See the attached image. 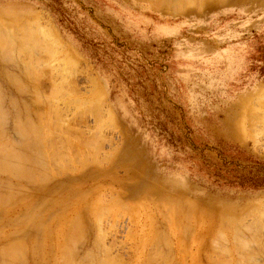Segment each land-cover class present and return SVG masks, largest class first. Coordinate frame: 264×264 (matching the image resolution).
<instances>
[{"label":"rangeland","instance_id":"rangeland-1","mask_svg":"<svg viewBox=\"0 0 264 264\" xmlns=\"http://www.w3.org/2000/svg\"><path fill=\"white\" fill-rule=\"evenodd\" d=\"M155 1L0 0V264H264V0Z\"/></svg>","mask_w":264,"mask_h":264},{"label":"bare ground","instance_id":"bare-ground-1","mask_svg":"<svg viewBox=\"0 0 264 264\" xmlns=\"http://www.w3.org/2000/svg\"><path fill=\"white\" fill-rule=\"evenodd\" d=\"M156 1H157V0H156ZM156 1H155V2H156ZM160 1H161V0H160ZM178 1H179V0H178ZM183 1H184V3L186 2L185 0H183ZM190 1H191V0H190ZM190 1H188V2L190 3ZM193 1H195V0H193ZM197 1H198V0H197ZM155 2H153V3H155ZM157 2H158V1H157ZM157 2H156V3H157ZM161 2L163 3V1H161ZM171 2H172V1H171ZM176 2H177V1H176ZM180 2H181V0H180ZM200 2H201V0L199 1V3H200ZM159 3H160V2H159ZM193 3H196V1L193 2ZM172 4H173V3H172ZM176 4H177V6L181 5V4L178 3V2H177ZM178 4H179V5H178ZM182 4H183V3H182ZM156 5H157V4H156ZM156 5H155V6H156ZM173 5H174V4H173ZM183 5H184V4H183ZM193 5H194V4H193ZM155 6H154V7H155ZM159 6H160V5H159ZM161 6H162V4H161ZM185 6H186V5H185ZM181 7H183V6L181 5ZM156 8H157V7H156ZM158 8H159V7H158ZM174 8H175V7H174ZM172 9H173V8H172ZM177 10H178V9H177ZM41 28H42V27H41ZM14 29H16V28H14ZM43 32H44V31H43ZM38 33H39V35H40V32H37V34H38ZM12 34H13V33H12ZM12 34H11V35H10V34H6V35H5V34H4V35L0 34V46H1V45L3 46V47L1 46V48H2L3 51H4V50H8V48H6L5 46L10 47V49H11V48L16 49V48H19V47L22 46V45H25V43H30V44H32L31 49H28V50H30V51L32 50V51H33V48H35V46H36V44H37V40H36V37H35V36L33 37L32 34H29V35L27 36V38H26L25 41H22V42H18V43H16V41H15L14 38L12 37ZM41 34H42V33H41ZM42 36H43V35H42ZM18 37H19V36H18ZM39 37H40V36H39ZM44 39H45V38H44ZM44 42H45V41H44ZM50 45H51V44H50ZM26 46H27V44L25 45V47H26ZM40 47H42V46H40ZM1 48H0V49H1ZM26 49H27V48H26ZM48 49H49V48H48ZM10 51H11V50H10ZM32 51H31V52H32ZM11 54H12V52H11ZM15 54H16V53H15ZM47 54H48V53H47ZM31 56H32V55H31ZM3 57H8V59H9L10 55L6 52L5 55H3ZM11 57H12V55H11ZM11 57H10V58H11ZM34 57H35V56H34ZM25 69L27 70L28 73H31V72H32L30 68H25ZM11 78H12V76H11ZM18 78H19V77H18ZM32 79H33V78H32ZM11 81H12V80H11ZM29 81H30V80H29ZM32 81H33V80H32ZM13 82H15V80H14ZM13 82H12V83H13ZM20 82H21V81H20ZM16 83H18V82H16ZM16 83H15V85H16ZM35 83H36V82H35ZM19 84H20V83H18V85H19ZM31 84H34V83H31ZM13 85H14V84H13ZM20 85H21V84H20ZM25 85H26V84H25ZM26 86H27V85H26ZM36 86H37V85H36ZM57 86H58V85H57ZM17 87H18V86H17ZM33 87H34V86H33ZM27 88H28V87H27ZM24 89H25V88H24ZM32 89H33V88H32ZM21 90H23V89H21ZM21 90H20V91H21ZM28 90H29V88H28ZM33 91H37V90H33ZM56 91H57V88H56ZM29 92H30V91H29ZM59 92H60V91H59ZM38 93H39V92H38ZM55 93H56V92H55ZM28 94H29V93H28ZM58 94H59V93H58ZM32 95H33V94H32ZM35 95H36V94H35ZM54 96H56V95H54ZM52 97H53V96H52ZM54 98H55V97H54ZM40 99H41V98H40ZM40 99H39V100H40ZM51 100H53V99H51ZM49 101H50V100H49ZM41 103H42V101H41ZM49 106H50V105H49ZM25 110H26V108H25ZM53 110H54V109H53ZM55 110H56V109H55ZM56 111H57V110H56ZM48 112H49V110H48ZM52 113H53V112H52ZM2 114H3V113H2ZM27 114H28V112H27ZM49 114H50V113H49ZM25 115H26V113H25ZM38 115H39V114H38ZM1 116H2V115H1ZM44 116H45V117H48V116H46V115H44ZM38 117H39V116H38ZM58 117H59V116H58ZM3 118H4V117H3ZM26 118H28V117H26ZM56 118H57V117H56ZM255 118H256V117H255ZM17 119H19V118H17ZM29 119H30V118H29ZM24 120H26V119H24ZM17 121L20 122V119L17 120ZM37 121H38V119H37ZM50 121H51V120H50ZM16 123H17V122H16ZM22 123H24V122H22ZM27 123H28V122L25 123L26 125H20V124H19V125H20V126H27ZM29 123H30V122H29ZM29 123H28V125H29ZM38 123H39V122H38ZM43 123H44V122H43ZM17 124H18V123H17ZM39 124H40V123H39ZM19 125H18V129H20V130H18V132L20 131V133H21V135H22V132L24 131V132H23V136H24L25 131L28 132L29 129H30V131H31V130L34 128V127L30 124V128H29V126H27V127H28V130L26 129V130H23V131L21 132V128H22V127L20 128ZM31 126L33 127L32 129H31ZM37 127H38V126H37ZM37 127H36V128H37ZM41 127H42V126H41ZM41 127H40V128H41ZM64 127H65V126H64ZM25 128H26V127H25ZM36 128H34L33 131H34ZM42 128H43V127H42ZM57 128H58V127H57ZM57 128H56V129H57ZM23 129H24V127H23ZM48 129H49V128H48ZM36 130H37V131H40V130H38V129H36ZM36 130H35V131H36ZM52 130H53V129H52ZM65 130H66V129H65ZM33 131H31V133H32ZM35 131H34V132H35ZM55 131H56V130H55ZM62 131H63V130H62ZM0 132H1V131H0ZM35 133H37V132H35ZM40 133H42V131H41ZM40 133L38 132V137L41 138V139H39V141H41V143H42V139H45V138L43 137V134H42V136L40 137ZM0 134H1V133H0ZM25 134H26V133H25ZM29 134H30V132H29ZM49 134H50V133H49ZM52 134H53V133H52ZM80 134H81V133H80ZM3 135H4V134H3ZM26 135H28V133H27ZM0 136H1V135H0ZM28 136H30V135H28ZM31 136H32V135H31ZM35 137H36V135L34 136V138H35ZM38 137H36V138H38ZM42 137H43V138H42ZM51 137H52V135H51ZM0 138H1V137H0ZM80 138H81V137H80ZM53 139H54V138H53ZM70 139H71V138H70ZM34 140H36V139H34ZM37 140H38V139H37ZM43 141H44V140H43ZM51 141H52V140H51ZM51 141H50V142H51ZM64 141H65V140H64ZM47 142H48V141H47ZM53 142H54V141H53ZM57 142H58V140H57ZM60 142H61V141H60ZM38 143H39V142H38ZM43 143H44V142H43ZM43 143H42V144H43ZM54 143H55V142H54ZM8 144H9V143H8ZM12 144H13V143H12ZM24 144H25V143H24ZM34 144H35V143H34ZM34 144H33V145H34ZM39 144H40V143H39ZM47 144H48V143H47ZM51 144H52V143H51ZM10 145H11V144H10ZM21 145H22V144H21ZM40 145H41V144H40ZM54 145H56V144H54ZM5 146H6V145H5ZM16 146H17V145H16ZM30 146H32V145H30ZM38 146H39V145L37 144V147H38ZM41 146H42V145H41ZM48 146H49V144H48ZM56 146H57V145H56ZM7 147H8V145H7ZM34 147H35V146H34ZM49 147H50V146H49ZM32 148H33V146H32V147L27 146V147L25 148V150L22 149L21 152H20V150H19L21 157H23L22 159L25 160V158H26L27 162H29V163H22V164H21V162L18 161V160L20 159L19 156H17V154H16V157L19 158L18 160H17V159H14V156H13V160H15V162H16V160H17V161L20 163V165H17V166L13 165V166H11V167H12V168H11V171H13V172H11V173H16V172L19 173V171H23L24 169L27 168V167H26V168L24 167L26 164H29V165L31 164V165H32V163H33L32 166H35V165H36V166H39L38 168H40V167L42 168V166H45V167L48 166V164L45 165V164H43V163H45V162L41 161V159H42V160L44 159V155H43V158L40 157L41 159H39V154H41V153H40L41 151L38 153V157H37L38 160H37V158H35L34 154H33V156H34L35 159L32 158V157L30 156V155H31L30 151H31ZM41 148H42V147H41ZM51 148H52V147H51ZM53 148H54V147H53ZM72 148H73V147H72ZM82 148H84V147H82ZM87 148H88V147H87ZM6 149H7V148H6ZM10 149H11V148H10ZM12 149H13V148H12ZM34 149H35V148H34ZM36 149H38V148H36ZM39 149H40V148H39ZM39 149H38L37 151H36V150L34 151V150L32 149V153H33V152H35V153L38 152ZM2 150H3V149H2ZM4 150H5V149H4ZM41 150H42V149H41ZM0 151H1V150H0ZM7 151H8V150H7ZM54 151H55V150H54ZM10 152H11V151H10ZM10 152H9V153H10ZM42 152H43V150H42ZM12 153H13V152H12ZM12 153H11V154H12ZM18 154H19V153H18ZM29 154H30V155H29ZM5 155H6V154H5ZM5 155H4V156H5ZM14 155H15V154H14ZM41 155H42V154H41ZM29 157H30V160L32 159L31 161H29V160L27 159V158H29ZM55 157H56V156H55ZM9 158H10V157H9ZM62 158H63V157H62ZM55 159H57V158H55ZM76 159H77V157H76ZM20 160H21V159H20ZM49 160H50V159H49ZM0 161H1V160H0ZM21 161H22V160H21ZM44 161H47V160L44 159ZM50 161H51V160H50ZM62 161H63V160H62ZM24 162H26V161H24ZM51 162H52V161H51ZM5 163H6V162H5ZM13 163H14V162H13ZM19 163H17V164H19ZM41 163H42V164H41ZM46 163H48V162H46ZM15 164H16V163H15ZM83 164H84V163H83ZM41 165H42V166H41ZM7 166H9V165H6V167H7ZM26 166H27V165H26ZM32 166H31V167H32ZM54 166H55V165H54ZM1 167H2V165H1ZM6 167H4V169H8V167H7V168H6ZM9 168H10V167H9ZM48 168H49V167H48ZM65 168H66V166H65ZM2 169H3V167H2ZM33 170H34V169H33ZM33 170H32V171H33ZM35 170H36V168H35ZM8 171L10 172V169H9ZM29 172H30V171H29ZM29 172H28L29 176L32 175V174H30ZM39 172L41 173V171H39ZM39 172H38V173H39ZM44 172H45V170H44ZM18 173H17V175H18ZM25 173H26V171H25ZM25 173L22 172L21 175H22V174L25 175ZM33 173H34V171H33ZM38 173H37V175H38ZM40 173H39V174H40ZM45 173H46V172H45ZM45 173H43V171H42V173H41L42 176H46ZM2 174H3V172H2ZM26 174H27V173H26ZM28 174H27L26 176H28ZM34 174L36 175V173H34ZM41 174H40L39 176H41ZM19 176H20V174H19ZM26 176H25V178H26ZM48 176H49V175H48ZM46 177H47V176H46ZM38 178H39V177H38ZM30 179H31V178H30ZM32 179L35 180V177H34V178L32 177ZM40 179H43V178L40 177ZM40 179H39V180H40ZM0 197H1V195H0ZM1 198H2V197H1ZM1 200H2V199H1ZM194 204H195V203H194ZM98 205H99V204H98ZM263 206H264V205H263ZM193 207H194V206H193ZM99 208H100V207H98V209H99ZM103 208H104V207H103ZM103 208H102V209H103ZM135 208H136V206H135ZM135 208H134V209H135ZM261 208H262V207H261ZM123 209H124V208H123ZM123 209H122V210H123ZM108 212H109V211H108ZM189 212H190V211H189ZM118 213H119V212H118ZM187 213H188V211H187ZM190 215H191V213H190ZM190 215H189V216H190ZM193 215H194V214H193ZM102 217H103V216H102ZM101 219H102V218H101ZM189 219H190V218H189ZM189 219H187L186 221H190ZM196 220H197V219H196ZM70 221H72V220H70ZM172 222H173V221H172ZM70 223H71V222H70ZM70 223H69V224H70ZM72 223H73V222H72ZM76 223H78V222H76ZM65 224H66V221H65ZM190 224H191V223H190ZM190 224H189V225H190ZM77 226H78V225L75 226V224H74V228L77 227ZM175 226H176V225H175ZM68 227H69V226H68ZM70 227H72V230H74L72 225H71ZM177 227H178V226H177ZM189 227H190V226H189ZM175 228H176V227H175ZM185 228H186V227H185ZM185 228H184V229H185ZM65 229H67V228H65ZM65 229H64V230H65ZM80 230H82V228H81ZM187 230H188V229H187ZM67 231H68V230H67ZM67 231H66V233H67ZM70 231H71V229H70ZM75 231H76V229H75ZM64 232H65V231H64ZM71 232H72V231H71ZM78 232H79V230H78ZM82 232H83V231H82ZM178 232H179V231H178ZM183 232H184V231H183ZM68 233H69V232H68ZM73 233H74V231L71 233V236H69V237L72 238ZM79 233H80V232H79ZM180 233H181V232H180ZM69 234H70V233H69ZM69 234H68V235H69ZM82 234H83V233H82ZM184 234H185V233H184ZM65 236H66V235H65ZM160 236H161V235H160ZM218 236H219V235H218ZM157 237H158V236H157ZM157 237H156V238H157ZM66 238H67V236H66ZM66 238H65V239H66ZM235 238H236V237H235ZM79 239H80V238H79ZM161 239H162V238H161ZM73 240H75V239H73ZM157 240H158V239H157ZM157 240H155V241H157ZM65 242H66V241H65ZM162 242H163V241H162ZM236 242H237V241H236ZM69 243H70V242H69ZM78 243H79V242H78ZM154 243H155V242H154ZM160 243H161V242H160ZM240 243H241V242H240ZM65 244H67V243H64V245H65ZM75 244H76V243H75ZM157 244H159V242H157ZM235 244H236V243H235ZM69 245H70V244H69ZM155 245H156V244H155ZM18 246H19V245H18ZM13 247H14V246H13ZM16 247H17V245H16ZM66 247H67V246H66ZM73 247H74V246H73ZM158 247H160V246H158ZM248 247H249V246H248ZM21 248H22V247H21ZM63 248H65V247H63ZM168 248H169V247H168ZM242 248H243V247H242ZM14 249L16 250L17 248H14ZM67 249H68V248H66V251H68ZM171 249H172V248H171ZM9 250H10V248H9ZM18 250H20V249H18ZM18 250H16V251H18ZM63 250H64V249H63ZM63 250H62V251H63ZM73 250H75V249H73ZM16 251H15V255H16ZM64 251H65V250H64ZM150 251H151V250H150ZM8 252H9V251H8ZM10 252H13V249L10 250ZM69 252H70V251H69ZM69 252H68V253H69ZM1 253H3V252L1 251ZM62 253H64V252H62ZM65 253H67V252H65ZM65 253H64V254H65ZM71 253H72V252H71ZM152 253H153V252H152ZM152 253H151V254H152ZM157 253H158V252H157ZM170 253H171V252H170ZM5 254H6V253H5ZM11 254H12V253H11ZM13 254H14V253H13ZM13 254H12V255H13ZM19 254H20V253H19ZM64 254H62V255H64ZM149 254H150V253H149ZM163 254H164V253H163ZM166 254H167V253H166ZM70 255H72V254H70ZM146 255H148V254H146ZM10 256H11V255H10ZM91 256H92V255H91ZM63 257H64V256H63ZM65 257H66V256H65ZM67 257H70V256L67 255ZM67 257H66V259L68 260L69 258H67ZM4 258H5V256H4ZM12 258H13V257H12ZM104 258H105V257H104ZM149 258H150V257H149ZM153 258H154V257H153ZM153 258H152V260H153ZM249 258H250V257H249ZM105 259H106V258H105ZM164 259H165V258H164ZM166 259H167V258H166ZM1 260H2V259H1ZM106 260H109V259H106ZM92 261H93V259H92ZM109 261H110V260H109ZM149 261H151V260H149ZM149 261H148V262H149ZM167 261H168V260H167ZM215 261H216V260H215ZM246 261H247V260H246ZM99 262H101V261H99ZM148 262H147V263H148ZM155 262H156V260H155ZM170 262H171V261H170ZM60 263H62V262H60ZM150 263H153V262H149V264H150ZM228 263H229V262H228ZM2 264H4V262H3ZM63 264H64V263H63ZM102 264H103V263H102ZM106 264H110V262H109V263H106ZM111 264H113V261H112Z\"/></svg>","mask_w":264,"mask_h":264}]
</instances>
